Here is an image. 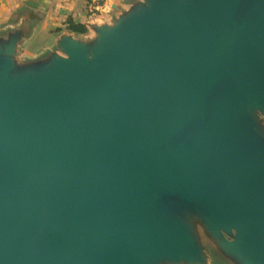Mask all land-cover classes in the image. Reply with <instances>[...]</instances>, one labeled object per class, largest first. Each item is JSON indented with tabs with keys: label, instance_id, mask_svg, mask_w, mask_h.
<instances>
[{
	"label": "water",
	"instance_id": "obj_1",
	"mask_svg": "<svg viewBox=\"0 0 264 264\" xmlns=\"http://www.w3.org/2000/svg\"><path fill=\"white\" fill-rule=\"evenodd\" d=\"M125 5L0 30V264H264V0Z\"/></svg>",
	"mask_w": 264,
	"mask_h": 264
},
{
	"label": "crops",
	"instance_id": "obj_2",
	"mask_svg": "<svg viewBox=\"0 0 264 264\" xmlns=\"http://www.w3.org/2000/svg\"><path fill=\"white\" fill-rule=\"evenodd\" d=\"M91 0H0V30L16 26L22 19L35 23L32 36L23 42V57L36 58L52 49L56 39L63 33H73L68 21L84 25L87 32L82 37L91 36L89 25L100 21L97 10H104L106 0H99V6L93 7ZM120 12V4L112 3ZM113 6V7H114ZM115 10V9H114ZM76 35L75 33H73Z\"/></svg>",
	"mask_w": 264,
	"mask_h": 264
},
{
	"label": "rangeland",
	"instance_id": "obj_3",
	"mask_svg": "<svg viewBox=\"0 0 264 264\" xmlns=\"http://www.w3.org/2000/svg\"><path fill=\"white\" fill-rule=\"evenodd\" d=\"M126 1L127 0H106V7L104 10L100 9V10H97L95 13H96V16L98 17V19L100 21H106V20H112L116 17L117 13L115 10H114V7L112 5V3H118L120 4V9H124L126 7ZM92 4H93V7H98L99 6V3L96 2L95 0H91L90 1ZM211 264H229L228 260L227 259H223L221 257V254L219 252H216V255H214V258H213V261Z\"/></svg>",
	"mask_w": 264,
	"mask_h": 264
},
{
	"label": "trees",
	"instance_id": "obj_4",
	"mask_svg": "<svg viewBox=\"0 0 264 264\" xmlns=\"http://www.w3.org/2000/svg\"><path fill=\"white\" fill-rule=\"evenodd\" d=\"M68 28L71 32L75 34H85L87 32L84 25H76L71 20L68 21Z\"/></svg>",
	"mask_w": 264,
	"mask_h": 264
},
{
	"label": "built area",
	"instance_id": "obj_5",
	"mask_svg": "<svg viewBox=\"0 0 264 264\" xmlns=\"http://www.w3.org/2000/svg\"><path fill=\"white\" fill-rule=\"evenodd\" d=\"M96 2H98L99 0H95Z\"/></svg>",
	"mask_w": 264,
	"mask_h": 264
},
{
	"label": "bare ground",
	"instance_id": "obj_6",
	"mask_svg": "<svg viewBox=\"0 0 264 264\" xmlns=\"http://www.w3.org/2000/svg\"><path fill=\"white\" fill-rule=\"evenodd\" d=\"M113 5V4H112ZM114 6V5H113Z\"/></svg>",
	"mask_w": 264,
	"mask_h": 264
}]
</instances>
